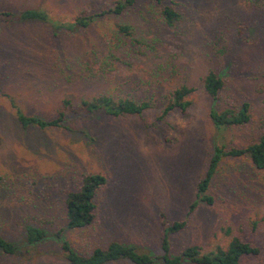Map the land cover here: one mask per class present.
<instances>
[{
  "label": "rangeland",
  "instance_id": "1",
  "mask_svg": "<svg viewBox=\"0 0 264 264\" xmlns=\"http://www.w3.org/2000/svg\"><path fill=\"white\" fill-rule=\"evenodd\" d=\"M114 1L0 0V10L42 9L60 23L93 15L70 30L0 16V235L16 248L14 255L0 252V264H67L53 236L58 230L79 254L113 240L159 254L161 214L185 221L169 236L170 255L189 245L202 252L224 248L236 236L260 250L237 264H264V171L247 156H222L205 190L211 202L197 201L187 213L213 146L244 147L264 129V6L253 0H134L118 15H97ZM167 5L178 14L172 26L161 19ZM117 22L131 26V38L116 42ZM207 70L223 80L215 100L201 85ZM180 84L193 88L189 107L159 117ZM99 94L149 107L140 115L74 111L80 98ZM242 102L248 120L217 131L208 110ZM15 109L43 120L61 109L64 116L58 127L22 126ZM95 172L105 180L93 197V220L65 228L66 193ZM27 223L47 236L26 243Z\"/></svg>",
  "mask_w": 264,
  "mask_h": 264
},
{
  "label": "trees",
  "instance_id": "2",
  "mask_svg": "<svg viewBox=\"0 0 264 264\" xmlns=\"http://www.w3.org/2000/svg\"><path fill=\"white\" fill-rule=\"evenodd\" d=\"M134 0H116L113 6L108 9L101 10L100 14L113 13L120 14L122 9L133 3ZM155 3H160V0H153ZM256 6H264V0H253ZM161 19L164 25L172 26L173 22L178 18V14L170 6H163L160 10ZM16 15V16H15ZM0 16L8 17L15 16L18 21H36L39 23H46L49 26L57 29L70 30L73 25L86 26L93 15L78 14L74 17L73 23H60L51 19L44 10L35 8H26L13 14L8 10H0ZM116 30L113 37L116 42H119L120 36H132V28L126 22H117L115 24ZM119 33V36L117 34ZM108 58L101 60V70L105 71L108 67ZM201 85L205 93L212 99H217V94L223 86V80L215 74L212 70H207L201 78ZM193 90L192 87L185 84H180L174 88L167 96L165 105L160 112L159 117H164L169 111L178 108L180 112H185L190 105L187 96ZM69 101L62 100V105L66 106ZM149 107L146 101L136 102L130 98L120 97L113 98L108 95L99 94L90 98H80L76 103L75 112L93 113L102 112L111 116L140 113ZM248 104L246 102L240 103L236 109H215L210 108L207 116L217 131H222L231 126L239 125L248 120L247 114ZM64 116V110L57 112L56 116L43 120L34 115H25L18 109H15V117L22 125H31L38 128L58 127L61 126V121ZM242 156L248 157L251 164L264 171V129L261 134L252 143L244 147H229L225 150L223 144L214 145L211 155L209 157L207 167L203 176L197 181L195 186V197L197 199L192 202L187 210V213L193 208L197 201L209 204L211 197L205 194V190L212 178V175L217 167V164L222 156ZM104 177L100 173H87L82 176L79 187L74 191H68L64 198V227L67 229H77L84 227L91 223L94 218V203L93 197L96 190L104 182ZM162 215V214H161ZM159 217L161 225V235L159 239V254H149L137 250L132 245H126L118 241H110L104 247H95L89 253H77L69 243L61 238L60 230L53 233L54 239H59V247L63 252L64 259L67 264H108L125 260L132 264H151L159 260L162 264H181L183 262H190L194 264H237L239 259L247 255H257L260 253L258 247L251 245L249 242L243 241L238 237H231L227 245L222 248L216 246L214 249L202 252L197 245H189L184 247L177 254H169V236L172 233L180 231L185 221H168L162 215ZM47 236L44 229L27 223L23 225V238L28 244H34ZM0 252L6 255H14L16 252L15 245L10 240L0 235Z\"/></svg>",
  "mask_w": 264,
  "mask_h": 264
}]
</instances>
